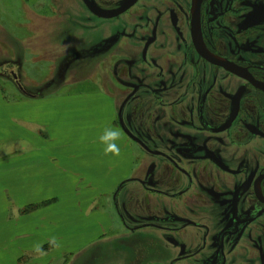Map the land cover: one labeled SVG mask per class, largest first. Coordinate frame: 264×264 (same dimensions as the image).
<instances>
[{
  "label": "flooded vegetation",
  "instance_id": "obj_1",
  "mask_svg": "<svg viewBox=\"0 0 264 264\" xmlns=\"http://www.w3.org/2000/svg\"><path fill=\"white\" fill-rule=\"evenodd\" d=\"M79 1L105 38L57 72L114 109L135 164L112 195L121 225L152 237L155 264H264V0H136L110 19Z\"/></svg>",
  "mask_w": 264,
  "mask_h": 264
},
{
  "label": "crops",
  "instance_id": "obj_2",
  "mask_svg": "<svg viewBox=\"0 0 264 264\" xmlns=\"http://www.w3.org/2000/svg\"><path fill=\"white\" fill-rule=\"evenodd\" d=\"M24 10L28 12L27 18L18 27L20 29L40 27L41 24L39 25L29 16V11ZM46 16L40 15L44 22L47 17H53V15ZM57 24L59 25L55 24L49 37L53 39V45L62 47L70 42L62 41L60 37L64 30L69 28V22L63 21ZM20 29L15 32L8 29L6 25L0 27V43L3 42L7 46L5 54L0 53V59L4 58L8 62V56L13 57L14 51L19 54V59L24 60V64L28 62V45L23 38L26 32H21ZM10 48L13 50L11 53ZM65 86L66 84L61 86L54 84L42 91L32 92L24 86L20 89L18 85V91L23 98L16 101L4 99L0 90V264H38V260L34 259L32 262L29 260L30 257H28V261L25 260L27 255L34 253L33 246L36 243L43 245L51 260L54 257L51 254L57 248L50 247L48 240L53 236L60 240L58 238L61 236L59 224L63 217L66 219L68 217L73 221L66 234L63 235H77L80 243L86 241L85 236H88V230L92 236V229L84 228L83 232L79 230L86 224H93L96 220L107 218L108 211L116 213L113 192L134 169L133 156L128 155L125 151L123 138L118 141L121 156H114L112 162H109L112 155H106L102 148L93 149L86 146L81 149H73L66 142L67 139L60 147L51 146L49 142L53 140L50 137L46 139L42 135L44 131L51 129V125L37 118L31 119L30 108L48 104L50 108L54 109L57 103H61L66 116L78 113L83 116L82 121H85L86 110L84 107L92 103L87 98L80 99L71 96L60 102L54 98L43 100L44 97L50 96L49 94L59 91ZM103 96L105 99L107 98L105 94ZM67 105L68 108H66ZM105 106L108 113L106 125L116 127L114 109L108 99H106ZM48 132L49 135L52 134V132ZM106 175L109 176V180H107L109 191L98 190V193L94 194V190L100 186L99 181L102 182ZM111 187L113 188L111 189ZM73 196L81 198V202L78 203L79 206L71 209L70 204ZM96 196H101V199L105 198L109 205L102 206L101 210H99L100 208L95 210L94 199H97ZM61 202L66 203L65 210L60 206ZM26 209L30 210L26 211ZM100 229H105L101 223ZM111 229L114 236L118 238L116 241L119 242V245L123 243L124 236L120 230L122 228ZM101 240L102 238L89 244V247L94 245L95 250L100 251L98 255L90 257V259L86 258L83 253L85 250L87 251L88 247L82 248L79 250V257L63 264L139 263L133 260L99 262L96 258L101 257L102 254L105 255V246L100 243ZM77 241L78 239L74 243ZM75 245H78V242ZM117 248V252L120 250L125 252L124 248H120V246ZM132 251L135 253V250L132 249ZM138 252L139 250L137 255ZM57 260L60 261L59 258Z\"/></svg>",
  "mask_w": 264,
  "mask_h": 264
},
{
  "label": "rangeland",
  "instance_id": "obj_3",
  "mask_svg": "<svg viewBox=\"0 0 264 264\" xmlns=\"http://www.w3.org/2000/svg\"><path fill=\"white\" fill-rule=\"evenodd\" d=\"M72 0H68L67 5H71ZM77 9L76 16L71 15L69 8L67 6H62L61 11H56L53 9V4L51 5V0H0V27L6 25L8 29H12L13 31H17L20 29L18 27L19 24L25 22L29 11V16L36 20L40 27H33L30 29L22 28L21 32L24 31V40L28 45V56L26 64H24L23 59H19V54H16L11 48L10 53L13 51L12 56H8L7 60L0 59V90L2 91V95L4 99L16 101L19 98H23L20 96L18 85L24 86L27 90L36 92L46 87L48 85L56 84L57 86H61L66 84L61 90L56 91L50 96L44 97V101L50 99H55L56 101H62V99H67L71 97H77L80 99L87 98L92 103L88 104L86 110L85 121H82L83 116L78 113H71L69 116H66L63 113L62 104H56L54 109L50 108L49 105H43L42 107H31L30 108V118L34 120L40 119V121L47 122L51 125V129L48 130L52 132L49 135L48 131H44L42 135L45 136L46 139H52L53 141L49 142L52 147H60L62 143L66 142L70 144V148L73 149H81L86 146L91 147L93 149L102 148L104 150V145L100 144L99 136L102 134L103 129L107 127V110H106V99L103 96V91L100 89L98 82L96 81H87L81 83L80 85L77 83L71 84V77L66 76L63 79L58 75L57 66L59 57H67L73 51L78 49H87L92 46V44L101 41L105 38V33H103L101 29L97 30V27L86 28V26L98 25V23L93 21V24H81L85 23L86 18L90 17L89 14L82 8L80 1L77 0ZM22 9V10H21ZM34 13V14H33ZM53 15V17H47L44 19L40 17V15ZM36 15V17H35ZM57 15V18H56ZM35 17V18H34ZM77 22V25L75 22ZM40 21V22H39ZM69 22V28H66L64 31H67L69 37V43L63 45L62 47H56L53 45V39H50V32L54 29V26H58L59 22ZM81 21V22H80ZM36 22V23H37ZM75 23V24H74ZM86 25V26H84ZM94 30V32H84L85 30ZM81 35V39H76L75 36ZM80 45V47L75 46ZM75 47V49H74ZM6 44L0 43V53H4L6 51ZM78 48V49H77ZM21 50V49H20ZM72 55V54H71ZM23 57V56H22ZM44 58V59H43ZM11 59V61H10ZM10 61V62H9ZM102 59L91 61L92 66H97ZM86 70V69H85ZM17 75L18 82L14 80L12 74ZM68 83V85H67ZM42 105V104H41ZM52 107V105H50ZM68 108V105L67 107ZM52 109V112H51ZM54 110V112H53ZM53 119V120H52ZM121 156V155H120ZM121 158V157H120ZM114 156H111L109 162L114 161ZM128 160L126 159V162ZM125 162V163H126ZM120 165V163H119ZM123 165V162H122ZM106 174V173H104ZM109 176L106 175L104 180L99 181L100 186L97 190H94V194L98 193V190L109 191V183L107 182ZM134 184H130L129 186H133ZM113 187H111L112 189ZM89 191V190H88ZM102 192V191H101ZM105 197V195H104ZM94 199V209L100 208L102 206H107L109 203H106L107 200L105 198L101 199V196H96ZM128 196L124 194L119 202H125L128 206ZM70 207L71 209L79 206V202H81V198L73 196L71 200ZM66 203L61 202L60 206L64 209ZM79 208V207H78ZM126 209V208H125ZM65 210V209H64ZM84 210V208H82ZM113 210L114 207H113ZM108 217L102 218L100 221H94L93 224H86L81 227L80 232L84 231V228L92 229V236L89 234L90 230H88V236H85L86 241L82 243L79 242V237L77 235L68 236L63 235L66 234L69 227L73 224V221L67 217H63L60 221L59 227L61 228V236L60 238L61 247L56 251L52 252L51 256L53 258H49V254L46 256L37 257L35 253H30L29 256L25 257V260H29L34 262L38 260V264H63L65 262L73 260L75 257H79V250L84 248L85 252L83 256L86 255V258L94 257L98 255L99 250H95L94 245L89 247V244L92 242H96L102 238L100 243H103L105 246V255L102 254L101 257H97L96 259L99 262H115V261H124V260H133L138 261L137 264H155L153 261V252H152V237L148 234L141 233L140 236L136 238V236H130L124 229V226L119 222L116 213L113 211L109 213L107 212ZM100 223L104 225L105 229H100ZM118 227L124 233L123 243L117 242V237L114 236V232H112L111 228ZM76 232V230H73ZM147 233V232H146ZM127 234V235H126ZM78 239V245H75V240ZM70 245V247H68ZM72 246V247H71ZM118 246L120 248H124L125 252H117ZM135 250V253H132ZM131 250V251H130ZM138 255H137V251ZM153 254V255H152ZM57 258L60 259L57 260ZM91 258V259H92ZM160 264V263H159ZM165 264V263H161Z\"/></svg>",
  "mask_w": 264,
  "mask_h": 264
},
{
  "label": "clouds",
  "instance_id": "obj_4",
  "mask_svg": "<svg viewBox=\"0 0 264 264\" xmlns=\"http://www.w3.org/2000/svg\"><path fill=\"white\" fill-rule=\"evenodd\" d=\"M122 139V133L120 129L112 126H107L103 129L102 134L99 136V141L104 145V153L106 155L120 156V145L118 141ZM48 244L53 248H60L61 242L55 237H51L48 240ZM33 251L36 256L43 257L47 255V252L44 250V247L41 243H36L33 246Z\"/></svg>",
  "mask_w": 264,
  "mask_h": 264
},
{
  "label": "water",
  "instance_id": "obj_5",
  "mask_svg": "<svg viewBox=\"0 0 264 264\" xmlns=\"http://www.w3.org/2000/svg\"><path fill=\"white\" fill-rule=\"evenodd\" d=\"M83 2L87 6V8L91 11V13H93L95 16L99 18L110 19L117 17L121 13L128 10L131 6H133V4H135L136 0H126V2L122 4V6L119 9L112 12L100 11L99 9L96 8L94 3H90L88 0H83ZM12 76L14 77V80L18 82L17 75L13 73ZM19 88L22 89V86L19 85Z\"/></svg>",
  "mask_w": 264,
  "mask_h": 264
},
{
  "label": "trees",
  "instance_id": "obj_6",
  "mask_svg": "<svg viewBox=\"0 0 264 264\" xmlns=\"http://www.w3.org/2000/svg\"><path fill=\"white\" fill-rule=\"evenodd\" d=\"M27 210H30V209H26V211H27Z\"/></svg>",
  "mask_w": 264,
  "mask_h": 264
}]
</instances>
